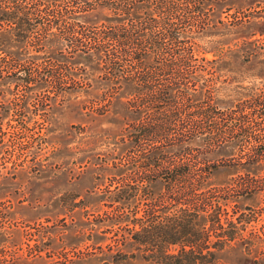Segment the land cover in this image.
<instances>
[{"label": "trees", "instance_id": "trees-1", "mask_svg": "<svg viewBox=\"0 0 264 264\" xmlns=\"http://www.w3.org/2000/svg\"><path fill=\"white\" fill-rule=\"evenodd\" d=\"M2 1L8 7H0V20L16 29L32 52L29 59L54 53L57 63L76 57L87 62L64 66V78L27 71L11 78L15 84L38 89L49 79L63 95L69 86H88L90 75L103 84L100 110L118 99L130 116L120 138L124 152L111 164L117 174L102 190L107 209L91 221V230L110 234V262L132 258L135 250L154 264H226L217 255L222 250L247 254V215L227 207L239 196L260 195L264 187L246 177L233 189H219L208 156L229 144L238 153L237 167L262 163L264 112L252 103L248 113L247 100L218 108L216 59L199 56L190 30H204L208 23L136 15L162 11L177 17L200 12L206 0H97L114 15L98 24L79 20L76 13L85 10L79 0H70L76 10L63 7L65 0ZM190 145L202 152L189 153ZM6 216L0 212V250Z\"/></svg>", "mask_w": 264, "mask_h": 264}, {"label": "rangeland", "instance_id": "rangeland-1", "mask_svg": "<svg viewBox=\"0 0 264 264\" xmlns=\"http://www.w3.org/2000/svg\"><path fill=\"white\" fill-rule=\"evenodd\" d=\"M65 1L68 7H63L76 10ZM79 3L85 4L76 13L82 22L98 24L114 17L97 0ZM179 6L186 7L184 2ZM0 7L8 4L0 0ZM200 7V12H179L177 17L162 11L136 15L141 20L186 17L208 23L204 30H190L199 56L216 59L218 108L247 100L248 113L252 103L255 111L264 112V0H206ZM15 34L16 29L0 20V212L8 218L0 250L5 261L0 264H154L136 250L132 258L110 262L105 238L110 234L91 230L93 216L107 209L102 190L117 174L111 164L124 152L120 138L130 116L118 99L100 110L103 84L90 75L88 86H69L63 95L60 84L49 79L38 89L15 84L11 78L27 71H53L64 78V66L87 63L79 57L57 63L54 53L31 60L27 55L32 52ZM188 150L199 155L202 147L190 145ZM237 158L229 144L209 155L208 162L215 163L212 182L219 189H233L247 177L264 187V161L237 167ZM227 210L247 215V254L222 250L220 260L264 264V192L239 196Z\"/></svg>", "mask_w": 264, "mask_h": 264}]
</instances>
